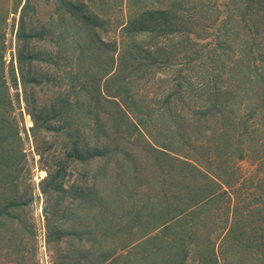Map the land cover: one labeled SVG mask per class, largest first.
<instances>
[{"label":"rangeland","instance_id":"374dc122","mask_svg":"<svg viewBox=\"0 0 264 264\" xmlns=\"http://www.w3.org/2000/svg\"><path fill=\"white\" fill-rule=\"evenodd\" d=\"M75 2L80 10L68 20L70 35L64 39L55 0H0V72L26 158L20 191L31 187L33 198L24 215L26 225L34 222L36 228L35 240L32 231L24 229L20 248L11 243L6 253L0 251V264L74 261L77 254L64 240L50 247L46 243L40 185L61 161L72 171L66 185L92 188L103 194V205L129 200L139 208L151 201L149 194L162 170L173 174V183L185 176L194 194H202L210 187L208 179H214L219 184L214 191L226 195L188 216L187 264H212L206 259L214 260V254L224 264L220 249L232 235L233 207L242 204L249 216L252 205H264V74L252 78L251 73L264 72V0ZM26 4L25 54L30 59L21 68L17 34ZM141 13L137 32L125 43L123 28ZM82 23L84 30L75 38L73 32ZM94 37V54L87 51L83 59L79 49ZM127 47L129 62L122 70L117 58ZM110 57L116 64L106 76ZM113 74L116 78H109ZM111 94L126 116L106 101ZM146 141L168 146L154 145L172 159L151 153ZM74 142L87 155L78 163L70 147ZM226 213L228 220L223 221ZM168 231L184 232L180 224ZM120 235L118 231L109 237L110 250L119 246ZM128 251L119 250L115 257ZM230 256L234 260L235 252Z\"/></svg>","mask_w":264,"mask_h":264},{"label":"trees","instance_id":"16d2710c","mask_svg":"<svg viewBox=\"0 0 264 264\" xmlns=\"http://www.w3.org/2000/svg\"><path fill=\"white\" fill-rule=\"evenodd\" d=\"M55 3L56 12L61 17L60 22L65 26L63 29L65 39L68 34L70 35V29L66 26L69 25L68 20L76 18L80 8L75 0H55ZM27 6L28 4L23 8L17 34V39L21 42L17 51V63L21 68L30 59L25 54V41L29 36L25 32L23 19ZM84 6L85 4H81V7ZM142 16L141 13L138 18H130L127 26L123 28L125 43L128 37L137 32V21H140ZM86 20L88 21L89 17ZM75 21L77 19H74L72 23L74 27H77ZM82 25L84 23L78 26L76 34L73 32L75 38L78 37L79 32L84 30ZM95 39V37L92 38L90 43L84 44L85 48L79 49L83 59L87 51L91 53V56L94 54ZM250 53L249 57L254 59L252 52ZM129 54L128 47L120 49L117 60L122 70L128 65ZM115 64V60L110 57L109 65L104 72L106 76L114 70ZM19 73L22 81H25L24 73ZM251 73L252 78L262 77L264 74V72ZM109 78L114 79L116 75L113 74ZM0 92L3 94L0 104H5L0 110V251L6 253V248H9L11 243L14 247L20 248L24 240L23 236L27 235L24 229L31 230L32 240H35L36 228L34 222L26 225L27 218L24 216L27 208L32 205L33 198L31 187L28 191H20L19 180L25 170L26 158L16 119L13 115L11 116L14 108L3 72H0ZM114 95L116 94L109 95L110 98L106 101L117 106L126 116V111L121 108L117 100L112 98L116 97ZM66 105L69 106L68 103ZM36 126L37 122L34 120V128ZM146 145L156 156L172 159L154 147V145H161L158 142L155 141V144H152L146 141ZM70 147L77 163L81 162L83 157H87V155L84 156L77 142L72 143ZM160 147L168 148L166 145ZM67 165L66 161L58 162L55 170L41 182L40 189L45 199L43 211L47 223V247H50L53 242L64 240L69 250L77 254L71 264H107L109 259L111 261L108 264H117L119 261L123 264H187L191 252L189 242L186 241L188 239L186 229L188 228L186 224L188 216L197 214L208 203L216 202L226 195L225 191L220 194L214 191L213 188L217 183L214 179H208L210 187L206 188L202 194L201 192L194 194L187 188L189 183L185 176H182L177 183H173V174L162 170L156 179L155 188H152L149 194L152 197L151 201L143 203L139 208L130 204L129 200H124L121 204L118 201H112L109 205H103V194L96 193L92 188H83L74 184L66 185L67 177L72 176V171ZM192 168L197 172L200 171L196 165ZM152 173L153 171L150 172L151 175ZM173 185L178 188L176 194L172 193V189L175 188ZM225 185L228 186V182ZM127 196L130 195L127 194ZM68 197L71 200L64 205L63 202ZM172 198L179 203L175 204ZM201 206L202 208L197 210ZM262 208H264L263 204L261 206L252 205L248 216L243 214L242 204L233 207L231 216L234 221H231L230 230L232 235H228L226 245L220 249L221 254L223 253L221 259L224 264H264V213H262ZM224 210L228 212L229 207H225ZM225 220H228L227 213L223 221ZM177 224H180L184 232L171 234L168 230ZM255 226L257 230L254 229ZM118 231L121 233L120 244L110 250L108 239ZM84 242L88 244L87 247L84 246ZM125 249L130 251L126 255L115 257L119 250ZM233 252H235L234 260L230 256ZM239 253L242 258H239ZM198 255L197 253L196 256ZM59 256L64 259H73L70 254H59ZM0 259L3 260L4 257ZM254 259L255 263L252 262ZM82 260L85 261L81 262ZM219 260L220 257H216L215 254L214 260L206 259L212 264H220Z\"/></svg>","mask_w":264,"mask_h":264}]
</instances>
